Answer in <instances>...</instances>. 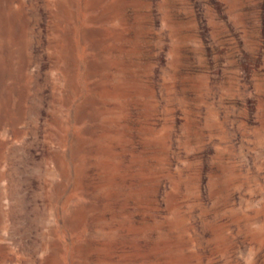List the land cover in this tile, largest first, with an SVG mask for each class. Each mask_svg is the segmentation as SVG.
<instances>
[{
	"label": "rangeland",
	"instance_id": "rangeland-1",
	"mask_svg": "<svg viewBox=\"0 0 264 264\" xmlns=\"http://www.w3.org/2000/svg\"><path fill=\"white\" fill-rule=\"evenodd\" d=\"M0 264H264V0H0Z\"/></svg>",
	"mask_w": 264,
	"mask_h": 264
}]
</instances>
